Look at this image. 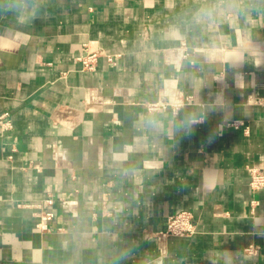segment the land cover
I'll return each instance as SVG.
<instances>
[{"label": "crops", "instance_id": "crops-1", "mask_svg": "<svg viewBox=\"0 0 264 264\" xmlns=\"http://www.w3.org/2000/svg\"><path fill=\"white\" fill-rule=\"evenodd\" d=\"M263 96L264 0H0V264H264Z\"/></svg>", "mask_w": 264, "mask_h": 264}, {"label": "built area", "instance_id": "built-area-1", "mask_svg": "<svg viewBox=\"0 0 264 264\" xmlns=\"http://www.w3.org/2000/svg\"><path fill=\"white\" fill-rule=\"evenodd\" d=\"M89 48V46L86 44ZM101 52L96 49L88 50L87 53L79 56V60L83 63L85 69L93 70L95 68L96 60ZM108 60L116 63V57L113 55H108ZM260 102L264 103V96L262 98H258ZM160 105H152L150 109H157ZM234 127H239L240 122L235 120L230 123ZM0 126L3 131H7L13 127V123L9 118V113L4 112L0 115ZM250 186L252 188H261L264 187V172L259 169H252ZM51 202V199L48 200ZM42 215V218L45 220L52 219L54 217V212L46 211ZM40 227L47 228V224L40 223ZM196 229V219L195 215L190 210H180L168 218L167 222V231L166 234L174 235V236H186L195 232Z\"/></svg>", "mask_w": 264, "mask_h": 264}]
</instances>
